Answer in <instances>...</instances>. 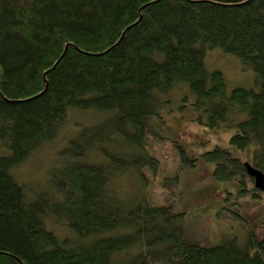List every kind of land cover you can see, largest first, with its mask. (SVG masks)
<instances>
[{
  "label": "trees",
  "instance_id": "obj_1",
  "mask_svg": "<svg viewBox=\"0 0 264 264\" xmlns=\"http://www.w3.org/2000/svg\"><path fill=\"white\" fill-rule=\"evenodd\" d=\"M214 49L250 68L258 87L229 89L206 65ZM180 87L194 121L231 127L230 145L250 154L202 152L213 178L258 196L244 187V163L264 172V0H0V264H264L250 231L199 244L147 191L118 194L116 176L158 169L147 116ZM78 110L110 116L80 122ZM70 116L77 127L46 183L12 172Z\"/></svg>",
  "mask_w": 264,
  "mask_h": 264
},
{
  "label": "rangeland",
  "instance_id": "obj_2",
  "mask_svg": "<svg viewBox=\"0 0 264 264\" xmlns=\"http://www.w3.org/2000/svg\"><path fill=\"white\" fill-rule=\"evenodd\" d=\"M205 56L207 67L220 70L229 89L237 86L258 87L254 85L255 75L251 69L242 65L237 57L224 54L219 49L208 50ZM179 89L180 91L176 90L168 95L163 93L160 109L156 114L147 116L151 133L146 136L145 146L157 157L158 169L152 172L146 168L142 172L146 179L131 171L123 176H116L118 194L126 201H138L142 200L141 197L147 191L149 195L146 193V196L151 200L168 205L173 214H180L178 218L185 236L199 244L219 243L230 234L243 240L249 231L251 235L264 241V190L258 192L259 196H254L249 191L238 192L240 183L236 179H214L211 174L212 163H206L200 157L202 152L215 146L230 150L242 158L248 156V151L238 152L230 145L228 139L234 131L231 127L209 128L194 121L197 111L180 100L187 89ZM74 115L79 117L80 122L95 123L108 118L110 112L78 110ZM243 115L244 113H240L233 119L238 120ZM75 117L70 116L62 124L55 142L47 140V143L41 144L37 153L27 157L12 172L19 168L17 171H23V178L29 175L28 181L41 182V178L46 183L49 170L45 172V168L60 160L57 159L58 147L77 127ZM178 145L188 159H195L193 163L182 161ZM244 187L250 189L252 182L247 181ZM52 225L58 234H69L58 223L52 222Z\"/></svg>",
  "mask_w": 264,
  "mask_h": 264
},
{
  "label": "water",
  "instance_id": "obj_3",
  "mask_svg": "<svg viewBox=\"0 0 264 264\" xmlns=\"http://www.w3.org/2000/svg\"><path fill=\"white\" fill-rule=\"evenodd\" d=\"M245 169L247 174L252 178L253 187L258 191L264 190V172L254 167L249 162H245Z\"/></svg>",
  "mask_w": 264,
  "mask_h": 264
},
{
  "label": "flooded vegetation",
  "instance_id": "obj_4",
  "mask_svg": "<svg viewBox=\"0 0 264 264\" xmlns=\"http://www.w3.org/2000/svg\"><path fill=\"white\" fill-rule=\"evenodd\" d=\"M253 193H255L258 196L260 195V193H258L257 191H253Z\"/></svg>",
  "mask_w": 264,
  "mask_h": 264
}]
</instances>
